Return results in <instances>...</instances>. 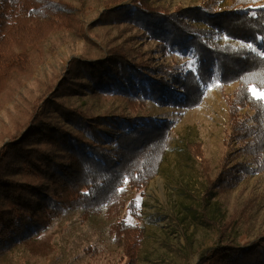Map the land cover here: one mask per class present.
<instances>
[{"label":"trees","instance_id":"trees-1","mask_svg":"<svg viewBox=\"0 0 264 264\" xmlns=\"http://www.w3.org/2000/svg\"><path fill=\"white\" fill-rule=\"evenodd\" d=\"M230 1L224 11L209 1L174 12L151 0L112 1L122 5L104 11L101 23L137 27L164 53L192 51L197 70L155 68L150 59H133L115 44L107 46L102 58L72 60L65 76L37 97L27 118L15 122L9 140L0 144V253L41 233L67 210L81 208L86 216L105 215L130 264H136L146 228L121 219L126 207L141 218L134 202L127 205L125 187L142 191L159 174L174 126L145 113L147 103L195 109L205 88L217 82L221 92L238 85L232 95L224 93L229 117L225 141L235 147L214 177L207 162L202 164L206 185L197 211L212 224L217 238L214 246L200 252L197 264H264V232L239 243L243 222H229L217 214L219 206L211 205L226 189L264 171V100L250 91L264 92V9H255L264 0ZM61 30L87 38L88 32L94 33L63 0H0V97L14 77L31 69L30 48ZM220 35L243 45L214 41ZM66 87L102 100L123 99L125 107L117 114L66 107L58 100ZM51 106L60 117L63 109L68 126L54 119ZM190 149L197 153L199 146Z\"/></svg>","mask_w":264,"mask_h":264},{"label":"rangeland","instance_id":"rangeland-1","mask_svg":"<svg viewBox=\"0 0 264 264\" xmlns=\"http://www.w3.org/2000/svg\"><path fill=\"white\" fill-rule=\"evenodd\" d=\"M63 1L70 3L76 9L81 23L97 35L88 32L90 43L85 36H71L61 30L30 48L31 69L26 74L14 77L0 97V144L9 140L10 135L7 133L15 122L27 118L37 97L48 87L52 89L65 76L66 67L72 60L83 56L102 58L108 45H122L133 59L139 56L144 60L150 59L155 68L168 66L176 70L177 66V70L182 73L197 70L196 57L192 51L164 53L156 40L144 35L137 27L121 21L116 25L100 22L104 11L115 10L122 4H130V1L121 5L113 3V0ZM151 1L155 6L166 7L171 12L178 7H201L209 1L217 3L214 5L217 10L224 11L231 4L230 0ZM255 9H264V1L257 4ZM214 41L243 45L228 40L224 35ZM237 86H227L221 92L217 82L210 84L205 88L201 105L190 110L174 106L161 108L153 101H148L145 113L158 119L171 120L174 126L170 147L159 174L142 191L125 187L127 205L134 202L136 215L141 218L126 207L121 211V219L128 224L146 228L143 245L137 250L136 264H197L200 252L214 246L217 232L198 213L199 198L203 197L206 185L202 164L207 162L210 176L214 177L228 163L227 153L233 150L235 144L229 147L225 141L229 117L224 93L232 95ZM76 92L66 87L60 91L63 94L58 98L59 102L66 107L82 108L96 114H117L125 107L123 99L102 100L97 95ZM49 111L55 114L52 115L55 120L68 126L62 117V108L61 117L54 106L49 107ZM249 113L253 115V112ZM194 146H199L197 153L190 149ZM237 161H241V158ZM217 198L218 202L213 199L211 204L213 209L220 207L217 214H224L229 222L235 219L243 222L238 233L239 243L247 244L264 232V171L226 189ZM223 223L227 224V220ZM244 224L249 225L250 229H246ZM130 262L121 242L115 239L112 223L105 215L86 216L81 208L67 210L41 233L0 253V264Z\"/></svg>","mask_w":264,"mask_h":264},{"label":"snow or ice","instance_id":"snow-or-ice-1","mask_svg":"<svg viewBox=\"0 0 264 264\" xmlns=\"http://www.w3.org/2000/svg\"><path fill=\"white\" fill-rule=\"evenodd\" d=\"M253 92L254 98L259 100H264V92L257 93L255 90L250 89Z\"/></svg>","mask_w":264,"mask_h":264}]
</instances>
